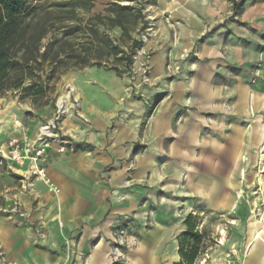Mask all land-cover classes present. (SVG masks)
<instances>
[{
	"label": "crops",
	"instance_id": "obj_1",
	"mask_svg": "<svg viewBox=\"0 0 264 264\" xmlns=\"http://www.w3.org/2000/svg\"><path fill=\"white\" fill-rule=\"evenodd\" d=\"M151 9L149 81L139 90L147 104L129 93L127 74L105 68L110 79L96 80L85 67L68 75L78 103L60 123L70 143L63 152L48 148L47 181L28 176V160L0 165V264H121L112 255L130 226L141 254L126 250L124 264L144 254L156 264L176 221L163 201L171 197L185 203V215L196 204L240 215L239 191L264 142V52L250 47L249 32L235 31L228 0H156ZM13 102L0 107L3 152L11 137L34 139L40 125ZM13 204L22 216L1 211ZM257 229L238 264H264V227Z\"/></svg>",
	"mask_w": 264,
	"mask_h": 264
},
{
	"label": "trees",
	"instance_id": "obj_2",
	"mask_svg": "<svg viewBox=\"0 0 264 264\" xmlns=\"http://www.w3.org/2000/svg\"><path fill=\"white\" fill-rule=\"evenodd\" d=\"M244 1L232 0L233 13L241 12ZM93 7L94 0H0V97L14 92L35 106L46 103L66 70L103 66L117 75L130 72L143 44L136 35L150 21L140 6L119 0L90 14ZM112 29L119 35L112 37ZM200 211L206 210L196 204L182 218L175 236L178 258L171 264H198L204 254L210 240Z\"/></svg>",
	"mask_w": 264,
	"mask_h": 264
},
{
	"label": "rangeland",
	"instance_id": "obj_3",
	"mask_svg": "<svg viewBox=\"0 0 264 264\" xmlns=\"http://www.w3.org/2000/svg\"><path fill=\"white\" fill-rule=\"evenodd\" d=\"M111 0H94V7L91 9V13L103 11L104 6L107 2ZM261 2V9H255L257 2ZM121 4H132L137 5L142 8L143 13H145V18L148 19L149 26L143 31L138 33L136 36L143 38V44L137 51H144L143 54H140L136 51L135 58L133 62V69L130 73H125L128 82H129V93L132 94V97L140 98L144 100L145 105L147 104V100L143 99L142 95L139 93L140 87L145 86L149 80H143V74L140 70V66L142 63H145V57L148 56V51L145 48V43L148 39H150L153 34V21L154 17L152 14L151 5L156 3V0H153V4L149 2V0H119ZM230 4L231 12L230 18L231 21L235 24V31L239 34H244L245 37L249 32L251 36L250 39V47L260 51L262 54L264 52V0H245L244 4L250 5L249 12L251 14L250 19L245 22H241L240 18L242 15L243 7L240 13H233L232 11V0H228ZM243 4V6H244ZM261 14V15H260ZM240 27V28H239ZM109 33L112 37H116L119 35L118 29L109 30ZM135 35V34H134ZM239 38L237 34H235V39ZM170 64L166 65V68L169 69ZM92 67L89 72H93L92 75L97 77L96 80L99 79H110L109 72H105V67H97V66H86ZM83 68L79 69H70L66 70L62 74H60L57 80L54 81L52 90L47 93L46 103H40L38 105H32L29 99L25 100H17L18 95L14 92H6L0 97V107L6 103L8 104L11 101L13 102V106H18L19 111L22 115V118L29 121H35L40 123V125L46 123L49 119L52 118L55 110H56V102L59 98L64 99V95L68 93L69 88H72V92H70L69 101L65 100L68 103V110L61 117L60 123L62 119H64L69 113L72 111H76V105L78 103L77 99L74 96L73 86L69 85V74L82 72ZM176 69V68H175ZM112 71V70H108ZM114 72V71H112ZM148 74V72H147ZM140 75V81L138 79ZM148 77V76H147ZM17 98V99H15ZM146 101V102H145ZM28 106L25 108V106ZM189 106V104H188ZM144 118V117H143ZM59 123V126H60ZM39 125V126H40ZM38 126V127H39ZM250 178H247L245 184L242 189L239 191L240 204L243 209L240 212V215H237L234 211L231 213H222L219 212H203L201 214V226L204 225L208 230L209 240L208 246L204 252L200 256L198 264H238V260L241 258L242 249L247 240V235L250 232L258 231V227H264V142L261 144L260 148L254 154L253 161L251 162L248 170L246 171ZM246 178V177H245ZM249 179V180H248ZM250 182V183H249ZM171 196H176L178 192H172ZM175 194V195H173ZM163 201H168L170 208H173L175 213V217L172 219L169 242L166 243L165 248L163 250H159L158 253H163V257H160L159 261L156 264H171L173 261L177 260V255L175 254L176 250L174 249L175 243L172 242L174 237L179 233L180 229L183 228L181 226L180 220L184 217L185 213L188 211L184 202H180L178 200H174L173 197L163 199ZM162 211H166V206L161 209ZM146 217V216H145ZM180 219L179 221H177ZM151 220L146 217L144 221V225L146 228L150 227ZM199 226V229L201 228ZM257 227V228H256ZM125 229V228H124ZM123 229V233H119L121 235L119 239H117V247L114 251H118V253H114L112 258L117 262H121L124 264L129 261L131 253L139 251L140 241L139 237L135 234V227L130 226L127 230ZM146 234L145 240L147 239ZM175 242V241H174ZM126 250H130L126 252ZM157 253V250H156ZM141 254V253H140ZM134 255V254H132ZM150 256L144 254L143 257L138 260V264H154L151 262Z\"/></svg>",
	"mask_w": 264,
	"mask_h": 264
},
{
	"label": "built area",
	"instance_id": "obj_4",
	"mask_svg": "<svg viewBox=\"0 0 264 264\" xmlns=\"http://www.w3.org/2000/svg\"><path fill=\"white\" fill-rule=\"evenodd\" d=\"M149 26V25H148ZM144 36L142 40H145ZM143 54L144 51H137ZM135 58V55H134ZM145 63H142L140 70L143 74V80L147 81L148 72V56L145 57ZM176 69H178L176 67ZM72 92V88H69L68 93ZM70 96V95H69ZM59 98L56 102V110L51 119L46 123L40 125L37 129L36 137L32 140L19 139L17 137H11L6 144V151L3 152L0 148V165L3 164L6 158L13 160L18 165H24L25 161H29L28 176L35 179H44L47 181L44 171V163L48 159V148L52 143L58 145V151L63 152L66 145L70 142L61 134L60 120L64 113L68 110V103L61 101ZM69 101V99H68ZM17 125V124H16ZM18 126V125H17ZM1 211L7 213H13L23 215L17 204H13L8 208H2ZM121 233V231L119 232Z\"/></svg>",
	"mask_w": 264,
	"mask_h": 264
},
{
	"label": "bare ground",
	"instance_id": "obj_5",
	"mask_svg": "<svg viewBox=\"0 0 264 264\" xmlns=\"http://www.w3.org/2000/svg\"><path fill=\"white\" fill-rule=\"evenodd\" d=\"M73 89H74V87H73ZM69 95H70V93H67V94H65L64 95V99L65 100H68V98H69ZM63 99V100H64ZM257 228V227H256ZM261 232V231H260ZM260 232H257V230L256 231H254L252 234H251V236H250V238H249V240H248V242H247V245H251L259 236H260Z\"/></svg>",
	"mask_w": 264,
	"mask_h": 264
}]
</instances>
